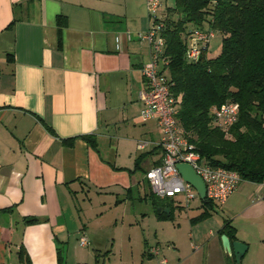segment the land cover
<instances>
[{
    "label": "crops",
    "instance_id": "crops-1",
    "mask_svg": "<svg viewBox=\"0 0 264 264\" xmlns=\"http://www.w3.org/2000/svg\"><path fill=\"white\" fill-rule=\"evenodd\" d=\"M59 16L66 22L61 46ZM150 23L145 0H124L119 6L113 0H0V264H61L60 255L66 262L63 245L71 240L66 217L73 192L90 187L115 196L116 204L123 202L120 194L130 196L137 183L134 171L118 164L117 148L105 155L101 146L109 129L143 109L142 66L152 49L140 34ZM144 123L156 126L143 139L144 149L137 141L138 150L151 146L147 153L161 140H155V130L161 137L162 132L156 120ZM85 135L96 137L97 149ZM70 138L72 144L64 143ZM161 153L150 154L155 158L149 168ZM221 209L222 219L213 221L207 234L214 239L204 264L235 258L219 234L227 219L248 244L241 264H253L252 258L246 263L251 252L261 264L264 183L242 181ZM31 216L46 220L26 225L23 219ZM22 246L28 259L20 258ZM81 246L73 264L95 259L87 245Z\"/></svg>",
    "mask_w": 264,
    "mask_h": 264
},
{
    "label": "trees",
    "instance_id": "trees-1",
    "mask_svg": "<svg viewBox=\"0 0 264 264\" xmlns=\"http://www.w3.org/2000/svg\"><path fill=\"white\" fill-rule=\"evenodd\" d=\"M175 14L177 19L173 18ZM163 21L172 91L180 97L176 116L189 133L190 141L213 165L237 171L243 181L264 183V0H175ZM58 23L61 46L62 28L66 25L62 16ZM205 23L223 33L221 52L209 57L205 48L200 60L190 61L185 37L195 28H204ZM227 102H236L240 108L238 120L228 133L213 125L211 115L214 107ZM83 138L97 149L94 135ZM63 141L70 145L74 138ZM157 151L159 146L137 157L135 170ZM149 196L161 220H172L175 209L182 208L176 207L173 198H159L153 192ZM217 205L210 199L202 200L204 211L192 222L210 217ZM159 206L170 207L171 213L159 214ZM23 220L32 225L46 219L31 216ZM219 234L228 235L232 241L238 239L237 229L228 219ZM145 254L153 256L150 251ZM19 255L28 259L24 246ZM59 262H64L62 255ZM227 264L241 263L231 257Z\"/></svg>",
    "mask_w": 264,
    "mask_h": 264
},
{
    "label": "rangeland",
    "instance_id": "rangeland-1",
    "mask_svg": "<svg viewBox=\"0 0 264 264\" xmlns=\"http://www.w3.org/2000/svg\"><path fill=\"white\" fill-rule=\"evenodd\" d=\"M131 1L133 0H127L128 4ZM113 2L119 6L124 0H113ZM146 3L147 0H145V9L150 19ZM174 6L175 0H161L160 17L166 18L168 8ZM173 18L177 19L178 15H173ZM118 25L124 28V20ZM204 28L211 27L205 23ZM214 33L208 47L209 57L219 55L222 49L224 35L217 30H214ZM153 127L156 126L152 123H144L139 114H136L128 121L121 122L107 131L106 145L103 142L101 146L102 152L107 155L108 149L117 148L118 164L134 171L136 158L151 148L149 146L147 150H138L137 141L150 138L148 131ZM154 138L155 140L161 138L158 129L154 132ZM154 158L155 156H148L142 161L141 167L133 172L137 183H134L130 196L125 192L119 195V199L123 201L119 204H116L115 196L112 198L90 187L72 193L73 200L70 203L72 208L69 206L70 211L66 217L71 240L63 245L66 262L70 255V264H73L77 254L84 249L80 239L84 232L82 229H86L90 244L85 248L95 254V259L89 264H160L162 258L169 260V264L205 263L208 243L214 239L207 234L215 226L213 221L222 219L221 205L215 206L212 215L207 219L193 223L192 219L204 211L202 200L198 198L182 208H178L175 204L177 208L172 220H159L149 196L152 188L146 177V172ZM175 199L184 202L182 195ZM199 232L203 233L200 237ZM92 238L98 244L92 242ZM196 247L200 249L195 250ZM153 250H158L159 254L153 253L152 257L145 254ZM252 253L247 256L246 263L252 258L253 264H259L258 255L254 256ZM261 264H264V260Z\"/></svg>",
    "mask_w": 264,
    "mask_h": 264
},
{
    "label": "built area",
    "instance_id": "built-area-1",
    "mask_svg": "<svg viewBox=\"0 0 264 264\" xmlns=\"http://www.w3.org/2000/svg\"><path fill=\"white\" fill-rule=\"evenodd\" d=\"M147 6L151 23L149 29L140 34V39L149 42L152 50L150 60L142 66L145 86L140 92L144 104L140 117L143 122L157 121L162 132L157 146L162 153L160 163L149 168L146 177L157 197H170L175 200L176 205L188 206L192 200L200 197L193 185L182 177L177 165L189 163L205 181L207 199L223 205L243 179L237 171L213 165L203 158L195 144L190 141L189 133L179 122L176 113L180 107V97L172 91L174 84L168 71L170 59L166 55V40L163 34L165 22L159 15L161 0H147ZM127 34L130 36L129 32ZM214 34L213 28L191 30L185 37L187 58L190 61L200 60ZM120 41L121 38L117 37V42ZM239 110V104L236 102L214 107L211 111L213 125L228 131L237 122ZM146 145L147 142H140L139 149H144ZM180 195L184 197V202L175 199ZM80 243L89 244L85 236L81 237ZM153 253L159 254L158 250H153ZM160 264H167V259L162 258Z\"/></svg>",
    "mask_w": 264,
    "mask_h": 264
},
{
    "label": "water",
    "instance_id": "water-1",
    "mask_svg": "<svg viewBox=\"0 0 264 264\" xmlns=\"http://www.w3.org/2000/svg\"><path fill=\"white\" fill-rule=\"evenodd\" d=\"M177 168L182 175V177L193 185V187L196 189V191L199 194V197L202 200H206V184L203 178L197 173L195 168L189 164V163H179L177 165ZM157 212L159 214L161 213H171L170 207L165 206H159L157 208ZM223 247L226 251L229 253H234L235 259L237 263H241L243 256L247 252L248 244L244 241H241L239 239L232 241L228 235L223 234L221 236Z\"/></svg>",
    "mask_w": 264,
    "mask_h": 264
}]
</instances>
